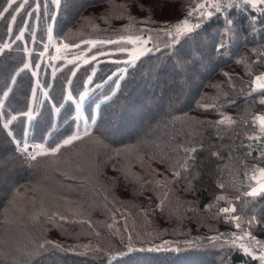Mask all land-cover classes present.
Instances as JSON below:
<instances>
[{
	"label": "trees",
	"instance_id": "obj_1",
	"mask_svg": "<svg viewBox=\"0 0 264 264\" xmlns=\"http://www.w3.org/2000/svg\"><path fill=\"white\" fill-rule=\"evenodd\" d=\"M32 2L28 0L29 5ZM47 3V9L42 3L38 29L36 14L31 18L25 15L33 8L26 6L17 17L13 32L17 33L23 26L22 22L27 20L28 31L24 38H29L27 47L32 51L31 59L40 67L36 70L38 76H32L31 69L26 70L27 74L21 73L18 77L19 89L14 95L10 94L7 104L21 112L27 111L29 106L36 107L29 137L39 141L43 136L46 143H51L53 140L58 142L63 136L58 131L61 130L59 126L64 112L61 110L55 114L53 101L62 102L66 98V81L69 78L74 96L85 86L89 88L84 81L91 73L92 65L80 66L76 76L72 77L69 71L72 64L55 60L58 72L49 91L52 100L44 99L42 92L49 83V75L45 84L41 81L43 71L47 69L45 58L48 61L49 56L55 54L53 45L42 58L40 56L44 52L43 45L48 43L46 30L52 23L49 15L54 14L55 9L52 0H47ZM192 3L194 0H64L56 16L53 35L61 43L114 37L116 32L129 25V12L140 19L149 7H153L149 15L156 22L148 27L159 29L165 26L162 23L165 18L170 23L174 22L186 13ZM141 4L143 9L139 7ZM120 5L129 7L122 8ZM4 6L6 0H0V8ZM250 12L258 17L255 32L248 27ZM231 16L242 22L243 27L233 37L225 55H214L209 48L204 63L196 66L200 75L195 84H185L182 77L174 74L168 59L170 53L161 43L160 51L143 57L144 63L139 69L121 81L120 91L111 97L110 102L101 100L98 104L101 115L126 128L119 138L120 143L111 145L112 149H121L119 156L115 153L104 155L103 150L89 143L77 142L78 147L62 149L61 154L54 158L55 164L50 158H38L40 163L34 167L19 160L10 166L7 175L11 177V186L7 181L0 182V250L16 253L19 249L23 252L34 248L36 240L48 239L64 245V250L48 245L47 250L30 257L32 264H108V248L124 246L114 229L106 227L113 222L111 212L115 208L128 217L129 231L133 232L137 247L145 248L143 252L119 258L121 261H130L131 264H258L227 242L213 241L208 237L218 233H224L226 237L235 231L234 221L224 219L222 213L216 214V209L227 206V203L219 201L211 211L204 207L213 202L215 196L223 194L235 204L234 214L241 216L242 227H246L243 220L251 216L264 222V193L254 197L245 195L249 185L255 184L248 178L252 167L264 166V137L249 138L253 134L260 136L258 122H253L252 117L264 113V104L260 103L259 90L252 91L248 87L249 70L257 73L264 71V58L257 61L258 56L264 57V23L260 21L261 14L250 8L233 11ZM132 23L135 24V21ZM204 23L207 25L208 21ZM222 24L223 16L219 19L213 17L208 32L215 34ZM33 30H36L35 43L31 39ZM158 39L164 41L167 38L160 35ZM7 40L5 21L0 20V42ZM22 42L13 43L11 49L0 54V76L14 70L17 62L26 57ZM69 52L75 53L73 49ZM51 61L54 60L48 62ZM101 61L93 77L95 83L111 70L112 61ZM63 64L65 66L61 68ZM225 72L231 77L230 81ZM32 88H36L35 105L31 99ZM205 103L217 104L219 111L231 115L236 122L217 125V110L201 107ZM74 105L72 101L71 113L74 112V115L71 123L66 125L73 129V120L77 116ZM81 107L83 113L78 122L82 127L86 114L88 116L89 111L93 113L88 97ZM55 115L58 118L55 119ZM25 126H28L27 121ZM16 130L19 131L18 123ZM141 139L146 141L143 147L125 148L137 145ZM181 146H195L197 149L195 159L191 161L190 174L182 173L175 183L169 180L161 188L156 184L159 177L153 170L168 167V164L160 163L161 158L181 159ZM0 149L8 153L12 149L3 131H0ZM214 152L219 155H213ZM113 164L120 171L114 170ZM193 176L196 178L193 179ZM220 184L224 187L220 188ZM45 188L53 193L44 197L45 208L58 206L60 212L69 215V220L51 223L43 215L33 219L40 209L42 190ZM16 189L20 196L18 203L12 205L9 201ZM165 191L168 192V199L161 213L157 206L158 198ZM150 195L154 199L149 200ZM236 196L240 199H235ZM190 207L195 210L188 211ZM69 208L81 209L80 215L75 211L69 212ZM141 209L147 211V216ZM81 219H91L93 223L89 226L81 223ZM124 222L117 215L116 226L120 227ZM260 227L254 225L252 231L264 238ZM96 232L100 235L97 236ZM137 234L140 239H137ZM166 240L179 242L180 251H148L152 245H160ZM185 241L193 243L186 244ZM124 243H127L126 239ZM86 244H91L93 248L99 245L104 251L86 250L82 247Z\"/></svg>",
	"mask_w": 264,
	"mask_h": 264
},
{
	"label": "snow or ice",
	"instance_id": "obj_2",
	"mask_svg": "<svg viewBox=\"0 0 264 264\" xmlns=\"http://www.w3.org/2000/svg\"><path fill=\"white\" fill-rule=\"evenodd\" d=\"M47 9V0H33L32 5H29L28 0H6V6L0 8V20H4L6 24V33L8 35V40L0 42V54H3L5 50L11 49L14 43L12 37L15 36V41H23L25 32L28 31L27 20L22 22L23 26L17 33L13 32L14 26L17 22V17L22 11L26 9V6L33 8L31 12H25V15L29 18L36 14L37 26H39L40 11L41 7ZM64 0H52V4L55 5L54 14L49 15V20L52 22L47 28V44H44V52L40 53L41 58L45 53H47L48 48L55 46V55H50V60H65L67 63L72 64V68L69 69L71 76H76V70L83 65H89L90 62H96L99 64V57H104L106 60L112 61V67L115 69L111 72V76L108 77L112 80V85L108 89V94H102L104 101L110 102L111 97L114 96L121 89V81L125 80L133 71L139 69V67L144 63L143 57L152 52L160 51V45L163 43L164 48L168 56L169 63L172 65V71L178 77H182L185 84H195L199 79L200 73L197 71V65L203 64L205 57L208 55L209 48L211 53L217 56H223L226 54L230 42L233 37L240 31L243 27L242 22L235 20L230 13V9L233 4L236 7L247 10L252 9L256 13H260V21L264 23V0H194V3L190 4L186 14L182 18H177V21L170 23L167 18H165L162 23L163 27L159 29H153L148 27V25L155 23L156 21L151 19L149 13L153 12V7H149L145 15L137 19L130 12L128 15L129 25L124 26L121 30L116 32L113 36L102 39H88L80 40V43L75 42H64L61 43L59 39L54 37L53 31L55 28L56 16L59 14V10L62 7ZM119 7L127 8L128 5H120ZM141 9L144 5H139ZM223 16V24L217 29L215 34L209 33L208 28L211 27L213 22V17L219 19ZM258 17L251 12L248 17V27L255 32V23ZM135 21V24L132 22ZM205 21L208 24L205 25ZM222 29V30H221ZM163 35L167 39L160 41L158 37ZM31 39L33 43L36 41V30L31 33ZM83 44L85 47L80 48ZM69 49H79L76 53H70ZM225 50L222 52L221 50ZM26 53V57H22L20 61L17 62L18 66L14 67V70L10 71L4 76H0V131L5 133V139L12 145L11 152L8 153L4 149H0V182L7 181L9 186H11V177L7 174L9 172L10 166L14 164L17 160L28 164L30 167H34L35 164H39L38 158H50L51 163L55 164L56 160L54 158L61 154L62 149H67L69 147H78L77 142L89 143L94 148L104 151V155H109L110 153H115L116 156L120 155L121 149H112L111 145L120 143V137L124 135L126 128L123 124H116L111 119H106L101 115L100 106H97L95 112V118H93V113L89 111L88 117L84 120L83 126L81 127L78 122L80 117L77 115L73 120L75 124L74 129L69 128L66 134L53 144L43 142V136L40 138V142L35 139H30L29 130L31 128V122L33 116L36 113V107L29 106L27 111L21 112L15 108H12L7 101L11 95L15 94V91L19 89V79L21 73L27 74L26 70L31 69L32 76H38L39 73L36 71L39 69L40 65L38 63H33L31 56L32 51L27 47V41L24 42V48L22 49ZM69 56L71 57L69 59ZM264 57L258 56L257 61ZM243 63V61H241ZM57 71V66H52V76L55 77ZM87 71V70H86ZM96 73V67L91 66V73L87 74V79L84 81L85 85H91L93 83V77ZM226 77H231L227 72L224 73ZM250 79L248 81V87L250 90H259L261 94L260 103L264 104V71L254 72L249 70ZM112 77H115L113 80ZM37 87H39V81L37 80ZM67 89L66 98L68 101H75L77 111L80 110L86 97L90 94V89L84 87L83 91L78 93V96L73 95L72 90V80L67 79ZM235 87V85H232ZM31 87V85H30ZM99 87V85L97 86ZM64 93L62 92V95ZM43 96L47 100H52L49 95L48 90L43 91ZM33 105L36 104V88H32L31 96ZM56 101H53L52 108L57 113L60 109L57 107ZM7 104V106H6ZM205 109L217 110L219 119L215 121L217 125L234 124L236 121L234 118L223 112L219 111L217 104L215 103H205L201 105ZM25 119H21V118ZM25 121L27 125L25 126ZM91 121V123H89ZM253 122H258L260 136L253 134L250 139H260L264 137V113L254 114L252 117ZM19 124V131L16 130V125ZM146 141L141 139L138 141L137 145L125 146V148H136L143 147ZM183 147V146H181ZM202 147V145L200 146ZM195 146L183 147V155L181 159L165 160L160 159L161 164H168V167L161 169H154L153 172L159 177L156 180V184L161 188L165 187L169 180L175 183L179 178H181L182 173L190 174L189 169L192 167L191 161L195 159L194 154L196 153ZM213 155H219V153H212ZM264 155V154H262ZM91 158V156H89ZM35 162V163H34ZM113 169L120 171L115 168V164L112 165ZM141 167L143 168V161H141ZM170 174V175H169ZM196 177L193 176V179ZM250 181H255V184L249 185V190L245 193L247 196H256L258 193H264V166H253L251 170V175L248 177ZM146 183H151V181H146ZM191 185V181H189ZM220 188L224 185L220 184ZM42 198L40 209L37 213L33 215V219H37L40 215L46 217V219L51 223H58L60 221H67L70 219L69 215L59 211V207L45 208L44 197L53 195L51 189L45 188L42 190ZM194 194V192H193ZM20 196L19 190L16 189L12 199L9 201L10 204L16 205L18 203V197ZM149 200L154 199L151 195L148 197ZM168 199V192L165 191L161 197L158 198V208L162 213L164 212L165 202ZM235 199H240L236 196ZM219 201H225L227 206L218 207L216 209V214H224V219H230L235 222V228L240 229L239 233L233 231L227 234V243L232 247H236L238 250L242 251L244 255L251 258L252 261L258 262V264H264V239H260L257 235L253 234L252 228L254 225H261L259 231L264 233V222L256 219L255 216H251L243 220V224L246 227H242L241 216L235 215L236 206L229 200L225 195L221 194L214 197V201L208 203L204 207L211 211L214 204ZM194 208H189L188 211H194ZM69 212L75 211L77 215H80L81 209H68ZM127 211V210H125ZM141 212L147 216V211L141 209ZM233 214V215H229ZM121 216L124 219V224L120 227L116 226V217ZM131 215V213H128ZM112 223H108L106 227L108 229H114V233L120 236V243L123 244V248H111L107 250L108 264H131L130 261H121L119 258L125 257L130 253H139L145 251L144 247H137L134 242L133 232L129 231L128 217L124 213L120 212L119 209H113L111 212ZM81 223H86L89 226L92 225L91 219H81ZM99 236L100 233L96 232ZM226 234L218 233L211 237L213 241L224 238ZM127 240L125 244L124 241ZM137 239H140L139 234H137ZM186 244H192L193 241H185ZM48 245H54L56 248L64 250V245L57 241H52L48 239L36 240L34 248L25 249L21 252L19 249L16 253H10L7 250H0V264H32L30 257L32 255H39L41 251L47 250ZM86 250L104 251L99 245L94 248L91 244L82 245ZM69 251L73 249H68ZM180 251L179 242L166 240L160 245H152L148 248V251ZM19 253V254H17ZM40 264V262H37Z\"/></svg>",
	"mask_w": 264,
	"mask_h": 264
},
{
	"label": "rangeland",
	"instance_id": "obj_3",
	"mask_svg": "<svg viewBox=\"0 0 264 264\" xmlns=\"http://www.w3.org/2000/svg\"><path fill=\"white\" fill-rule=\"evenodd\" d=\"M186 14V13H185ZM183 17V16H182ZM182 17H180V18H182ZM177 21V19L174 21V22H176ZM174 22H172V23H174ZM28 40H29V38H27V39H25L24 38V40H23V42L22 43H24L25 41H27V43H28ZM13 41H14V43H18V41H15V37L13 38ZM47 44V43H46ZM85 47V45H82V46H80V48L81 49H83ZM79 51V49H73V52H78ZM53 55H55V54H53ZM47 57V56H46ZM71 57H69V59H70ZM102 59H105L104 57H100L99 58V61H100V63L102 62L101 60ZM45 61H46V68L47 69H45L44 71H43V74H42V76H41V81H43V83L45 84L46 83V80H47V77H48V75H49V83H48V85L46 86L45 85V89L44 90H48V92L50 91V89H52L53 87H52V85H53V83H54V79H55V77H53L52 76V66H58V63H55V60L54 61H51V62H48V61H50V60H48L47 61V58H45ZM105 61H107L106 59H105ZM108 61H110V60H108ZM48 63H50V64H48ZM91 63V65H94L95 67H96V70H98V66H99V64H96V62H90ZM91 65H89V66H91ZM65 65L63 64V65H61V68L62 67H64ZM81 66H84L83 64L81 65ZM60 68V69H61ZM115 69L111 66V70H110V73L106 76V77H104L103 79H100V80H98V82L97 83H95L94 82V80H93V83L91 84V85H88L89 86V89H90V94H89V96H88V102H89V104L91 103V110L93 111V113H94V111L96 110V108H97V106H98V104L101 102V100L103 99V95L102 94H108V89L109 88H111V87H114V85H112V80H109L108 79V77L109 76H111V72L112 71H114ZM58 72V68H57V71H56V73ZM133 72H131V74H132ZM130 74V75H131ZM129 75V76H130ZM112 79L114 80L115 79V77H112ZM99 85V87H97ZM66 86H67V84H66ZM66 86L64 87V90H65V88H66ZM41 87V86H40ZM43 90V91H44ZM66 91V90H65ZM42 94H43V92H42ZM91 94H92V96H91ZM78 96V95H77ZM92 97L94 98V101H92ZM44 99H45V97H44ZM43 99V100H44ZM74 103H75V101H73ZM58 108L60 109V111L62 110L64 113H63V116H62V120H61V122H62V124H61V126H59L60 128H61V130H59L58 132L60 133V136L61 135H64L65 133H67V131L69 130V126H66V125H69L70 123H71V121H72V119H73V115H74V112L73 113H71V109L73 108V106H72V101H68L67 100V98H65L64 97V99H63V101L61 102H58ZM74 107H75V113L78 115V116H82L81 114L83 113V108L81 107L80 108V110L79 111H77V107H76V103H75V105H74ZM170 110V109H169ZM55 114H58L56 111H55ZM94 115H95V113H94ZM83 117H84V115H83ZM86 117H88L87 116V114H86ZM56 118H58V116L57 115H55V119ZM94 118V117H93ZM86 119V118H85ZM52 121V117H51V119H50V122ZM83 124V123H82ZM62 126H63V129H62ZM142 128V127H141ZM59 136V137H60ZM41 138V137H40ZM40 138H39V141H37V142H40ZM44 137H43V142H45L46 143V141H44ZM54 142H57V141H55V140H53L51 143H49V144H53ZM236 231H240V229H236L235 228V232ZM253 234L254 235H257V236H259V237H262V236H260L259 234H257L256 232H254L253 231ZM215 235V234H214ZM214 235H209L208 237L211 239V237L212 236H214ZM226 238H227V236L226 237H224V238H220L219 240L220 241H224V242H227L226 241ZM263 238V237H262ZM163 243V242H162ZM161 243V244H162ZM236 248V247H235Z\"/></svg>",
	"mask_w": 264,
	"mask_h": 264
},
{
	"label": "built area",
	"instance_id": "obj_4",
	"mask_svg": "<svg viewBox=\"0 0 264 264\" xmlns=\"http://www.w3.org/2000/svg\"><path fill=\"white\" fill-rule=\"evenodd\" d=\"M225 2H226V0H225ZM244 9H241V8H238V7H236V4L234 3L233 4V7L229 10L230 11V13L231 12H233V11H243ZM237 233H239V231H236ZM258 238H260V239H264V238H262V237H259V236H257ZM226 241H227V238H226ZM242 252V251H241ZM243 253V252H242Z\"/></svg>",
	"mask_w": 264,
	"mask_h": 264
},
{
	"label": "crops",
	"instance_id": "obj_5",
	"mask_svg": "<svg viewBox=\"0 0 264 264\" xmlns=\"http://www.w3.org/2000/svg\"><path fill=\"white\" fill-rule=\"evenodd\" d=\"M260 193H258L257 195H259Z\"/></svg>",
	"mask_w": 264,
	"mask_h": 264
}]
</instances>
